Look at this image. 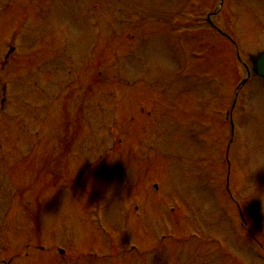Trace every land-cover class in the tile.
<instances>
[{
  "label": "rangeland",
  "instance_id": "374dc122",
  "mask_svg": "<svg viewBox=\"0 0 264 264\" xmlns=\"http://www.w3.org/2000/svg\"><path fill=\"white\" fill-rule=\"evenodd\" d=\"M194 1L106 0V3L103 4L102 0H90L87 6L83 0H0L2 4V6L0 5V65L5 60V55L9 50L8 46L12 43L24 19L23 13L31 12L29 23L25 27L26 35L19 43L21 48L24 47L23 56L19 60L15 59V64L10 63L12 57L8 59L10 72L17 73L18 69L29 72L32 69L33 76L37 78L39 75L35 71L36 68L41 67V60H48L47 65L41 68L43 73L55 71L56 65H52L55 63L58 64L59 70H62L64 75L72 74L70 68L73 60L76 61V66H81L80 69L90 67L97 70L99 65H101L100 69L103 67L102 76L92 78L91 71L84 73L79 81V86L84 88L88 82L92 81L93 93L88 95L85 113L77 112L80 97L76 96L74 99L67 91H62L59 94L61 99L57 104L61 107L55 108L57 105L55 104L48 112L49 122L55 128L56 112L60 110L56 126L65 130L69 138V144L63 146L64 152L59 153L61 151L60 144L54 141V131L50 130L47 132V137L53 136V139L44 137V149L34 150V153L39 152V156L37 153L36 155L33 153L29 161L28 159L21 161L22 157L29 155L27 153L31 148L22 147L19 133H16L17 136L11 134V141L14 143L17 140V143L11 147L1 142V153L4 152L7 155L13 149L18 152V148L21 146L20 154L10 158V174H12V182L15 185L19 188L23 187V190H30L25 194V198H31V200L35 199L37 192L41 191L42 187L52 186L50 183L51 173L56 175V178L62 177L61 174L65 173L64 169L68 168V163L70 166V151L77 144L82 143L83 147L92 144L93 147V144L98 145L101 142L99 150L93 147L89 153L88 147L81 149L82 157H87L88 163L101 150L113 149L107 156V165L101 170L114 173L118 176L116 180L127 175L128 185L126 182H122V185L118 182L112 183L107 190V198L112 197L105 207L104 218L108 224L109 222L113 223L109 224L112 226L109 228L110 234H112L110 239L102 240L100 230L97 227L94 229L90 224L91 207L86 192L75 191L74 199H64L63 193L56 190L58 192L52 193L53 198L49 199L46 206L42 208L40 220L44 222V227L51 229L52 223L50 222L55 221L58 225L56 231L59 230L61 233L64 230L65 232L67 227H71V232H74V247H72L70 264L143 263L144 258L141 259L138 256L141 250H136L134 247L145 242L143 237L148 232L149 235L145 237L151 239V234L154 233V238L158 239L160 243L157 248L160 249H154L156 253L153 255L150 253L146 257V264H167L166 260L169 261V264H179V260L183 264H190L189 261L194 258L193 255L196 252L212 257L214 251L212 247L214 248V246L211 247L209 244L203 243L197 245L194 242H188L185 245L180 242L182 219L184 216L189 218L190 213L200 214L202 230H204V225L206 226L205 231L209 230L212 225L215 227L212 237L217 236L218 238L221 237V234L229 237L227 247L230 250L234 249L233 244L234 247L241 248L243 240L254 239L257 242L261 238V231L258 228L252 231L251 236L244 232L246 229L241 221V215L244 217L246 215L247 222L250 221V216L254 215L257 216L258 221L264 220V81L256 79L250 83L248 89L252 92V102L248 104L246 111L240 114L238 110H240L241 104L237 103L235 111H232L237 87L246 77V68L244 64L237 61L230 46L227 47L226 42L220 43L216 40L209 42L210 46L208 47H202L201 44L198 47L199 42L194 40L196 32L190 36L186 35V38L178 39L177 35L180 32H173L169 29V25L165 27L163 25L172 22L177 30L185 29L187 25H190L186 19L195 15L190 8ZM198 1L207 11L210 9L214 13L217 9L218 0ZM223 1L226 3L224 11L226 15L221 11H216L212 21L225 31L224 29H227L225 19L229 18L230 21H234L235 17L229 13L228 0ZM243 1L245 4L240 8L247 13L239 14L236 17L238 23L250 16L247 8L264 10V0ZM182 2L183 4H181ZM95 4L96 6L93 7ZM197 4L195 2L194 7ZM78 6L81 10L77 8ZM166 8L169 14L175 11L183 12L182 20L178 21L176 18L170 19V16H163V11ZM152 9V14L146 12H150ZM119 11L120 14L121 11L124 13L123 16L119 15ZM207 11L202 16L194 18V23L203 20V24H205ZM125 12L128 13L125 14ZM133 12L140 14L139 17H145L142 20L145 19L144 21H148V24L142 22L141 25H136L135 32L128 31L125 24H121L119 29L115 27L119 22L129 20V16ZM263 12L259 15L260 19L264 17ZM100 16L105 17V23L96 27ZM146 16L149 17L146 18ZM250 24L251 22L249 23L251 29ZM192 26L193 24L189 31ZM195 26L196 24H194V28ZM139 27L142 29L150 27L145 40L140 34ZM113 29H117L115 35L109 36ZM206 34L203 32V35ZM128 40L131 42L129 48L126 45ZM247 43L242 60L252 72V57L257 52L264 50V30L262 34L252 32L251 35L250 32ZM123 44L126 50L123 49ZM62 46L63 49H61ZM213 46L219 49V53H212L209 58L206 52L211 51ZM197 47L198 49H196ZM36 48L37 52H33ZM40 49L42 54L39 53ZM36 56L37 59H35ZM210 59L212 60L210 61ZM188 60L190 63H194L196 71L188 77L176 79L178 73H181L180 70H184L185 62L187 63ZM110 61L115 64L111 70L109 69ZM207 62H209L208 71L213 76L217 75L214 80L213 77L203 80L199 76L204 70L202 71L198 64L208 66ZM126 67H130V70H126ZM1 77L2 75H0ZM23 78V75H19L15 80V85H18ZM167 83L168 86L165 88ZM101 91H104L107 96L114 97L108 100L106 107L97 109L91 104L96 102L95 95L100 94ZM162 92L163 95L160 96ZM16 93L18 94L16 109H19L24 101L22 96H19L18 89ZM147 96L150 99L149 104H147L149 102ZM117 103L121 109V117L126 114V116L124 115L126 121L120 122L118 125V132L123 131L121 135L124 136L121 148L117 143H113L114 138L117 139L119 136L113 128H110L111 120L114 118L110 112ZM142 109H144V114L140 112ZM226 111L232 112L241 125L240 130L235 134L236 140L232 144L230 159L232 160V156L236 155L239 162L243 161L244 164L237 166L233 161L229 175L234 191L233 200L237 203V205H233V210H230L232 204L231 202L229 204L228 196L224 193L226 171L223 161L226 160V148L230 139L229 121L224 119ZM1 114L4 113L0 108ZM12 114L15 115V111ZM50 119H54L53 123ZM2 124L0 123V128ZM8 124H10L9 127H12L19 123L17 119H8ZM136 146L146 150L150 148L149 156L151 155L154 160L159 157L157 163L149 162L146 168L140 171L142 173L139 176L137 175L138 171L134 170L137 169L135 167L137 163L134 164V162H136V158L140 159L143 156L144 151L136 149ZM76 149L77 147L75 148L77 153ZM52 157H54L55 163H52ZM41 158L45 160H41ZM118 164L121 167L118 168ZM2 173L1 166L0 207L2 211L4 212L7 204H16L17 210L24 208L22 205L26 204V201L23 202L21 197L18 199L14 197L11 200L15 187H13V183L8 185L4 182ZM86 173L89 174L87 169ZM99 176L93 175L92 182L87 187L90 191L89 194L98 188ZM138 178L139 180H137ZM93 182H95L94 188H92ZM200 182L207 184L202 188ZM156 183L161 186L159 191L161 194L154 198L153 194L155 196L157 192L154 190ZM137 187L138 191L134 194L131 189L135 190ZM149 187L154 191L150 193ZM46 191L48 190H44L43 193L46 194ZM132 195H137L139 198L141 196L143 199L131 208V203L134 202ZM212 200L213 204H210ZM158 202L160 203V207H157L158 210L166 209L171 212L174 208L173 213L177 212L174 215L165 212L169 222L177 221L176 233H173L174 236H170L168 239L166 236L168 226L159 223L158 218H153L154 214L151 212H154L153 208L157 206ZM182 203L186 207L179 214L178 208ZM216 204H218L219 210ZM26 205L32 208V211L35 210V203ZM143 206H149L150 213H147ZM137 211L139 219L144 213H147L145 217L148 216V221L140 220L138 222ZM16 216L22 217L23 213L16 214ZM228 217L234 218L236 222L228 223ZM118 222L119 224L124 223L123 228L128 234L122 232ZM142 222L143 224H140ZM145 222L149 224L145 225ZM215 224L220 227V230ZM188 226V223L184 226L182 224L184 231ZM4 231L7 233L5 237L9 234L13 239L19 241L15 244L17 250L27 243L26 240H35L34 236L24 232H18V237H15L11 232V225H9V230L5 229ZM167 234L171 235L170 232ZM230 235H234L237 241L234 242ZM165 236L167 240H161V237L165 238ZM48 237L50 235H44L45 248H51L49 246L52 245L48 244ZM244 249L249 256L250 249L247 247ZM91 252H97L98 256H104L107 259L100 263L96 259L82 257L83 254ZM235 253L242 255L241 250ZM185 257L186 259H184ZM76 258H81V260ZM211 260L210 258L208 264H211ZM249 262L251 264L258 263L256 260ZM19 264H53V260L31 253Z\"/></svg>",
  "mask_w": 264,
  "mask_h": 264
},
{
  "label": "water",
  "instance_id": "95a60500",
  "mask_svg": "<svg viewBox=\"0 0 264 264\" xmlns=\"http://www.w3.org/2000/svg\"><path fill=\"white\" fill-rule=\"evenodd\" d=\"M255 70L259 76L264 78V54L255 61Z\"/></svg>",
  "mask_w": 264,
  "mask_h": 264
}]
</instances>
